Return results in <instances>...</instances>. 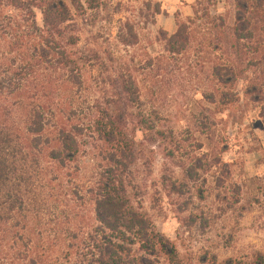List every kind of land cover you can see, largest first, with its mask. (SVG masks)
Here are the masks:
<instances>
[{
	"label": "trees",
	"instance_id": "trees-1",
	"mask_svg": "<svg viewBox=\"0 0 264 264\" xmlns=\"http://www.w3.org/2000/svg\"><path fill=\"white\" fill-rule=\"evenodd\" d=\"M88 1L0 0V264H189L134 202L137 161L172 134L159 117L164 58L83 50ZM232 2L235 60L213 66V79L224 86L252 70L246 91L264 101V0ZM125 29L119 43L135 45ZM186 29L160 32L173 58Z\"/></svg>",
	"mask_w": 264,
	"mask_h": 264
},
{
	"label": "rangeland",
	"instance_id": "rangeland-1",
	"mask_svg": "<svg viewBox=\"0 0 264 264\" xmlns=\"http://www.w3.org/2000/svg\"><path fill=\"white\" fill-rule=\"evenodd\" d=\"M90 2L84 4L83 50L110 45L127 59L146 50L167 67L159 117L172 134L137 161L135 205L189 264L264 255V101L246 91L256 78L252 70L224 86L212 72L235 60L232 0ZM126 23L138 38L128 47L119 43ZM181 24L191 36L173 58L159 35L170 36Z\"/></svg>",
	"mask_w": 264,
	"mask_h": 264
}]
</instances>
